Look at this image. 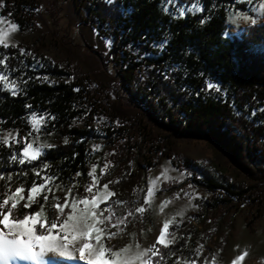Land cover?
<instances>
[{
    "label": "trees",
    "instance_id": "1",
    "mask_svg": "<svg viewBox=\"0 0 264 264\" xmlns=\"http://www.w3.org/2000/svg\"><path fill=\"white\" fill-rule=\"evenodd\" d=\"M86 13L88 22L96 19L99 24L109 27L110 36L114 41V51L123 54L125 67L114 69L118 77L119 87L125 89L132 98L126 104L129 107L139 108L138 123L144 129L157 128L160 132L166 131L162 136L166 145L175 148L177 142L184 138H212L218 145L227 151L235 164L246 176L249 188L262 198L264 194V113L257 112L251 119L253 109L264 107V22L255 26L248 25L238 34L227 36L225 33L229 27L228 13L223 7L218 11L209 13L212 0H202L205 11L195 16L186 14L182 19L173 20L169 15L160 10L161 0H116V4L108 6L104 0H86ZM191 3V0H181V3ZM232 0H217V4H231ZM133 11L122 16L118 6ZM236 9L246 10L245 4H235ZM211 15V19L201 25L199 22L203 16ZM170 36L169 43L164 51L151 47V44L162 39L163 35ZM139 49L142 54L148 53L143 59H138L126 50L128 45ZM20 47L31 51L41 60L44 67L38 72L28 71L27 76L33 77L26 88L27 95L10 97L3 93L4 99L0 100V120L7 123L0 124V130H19V137L26 135L30 130L29 125L23 119L26 112L42 110L55 115L53 121L56 131L68 139L58 141L51 149L45 150L42 161H47L48 175L57 176L58 179L51 184L54 189L56 184L76 185L73 190L83 197L86 195L85 186L90 182L87 173L90 171V150L88 143L98 135L86 127H74L70 125L72 117L71 106L77 92L73 91L74 85L65 80H58L54 84L42 79L36 80L39 75L66 78L70 75L68 69L42 55L37 54L39 44ZM90 49L99 58H102L93 47ZM8 52L18 49H8ZM31 64V57L27 58ZM10 65L15 66L16 61L10 60ZM182 65L180 71L171 73L169 78H164V71L174 65ZM109 71L108 64H102ZM185 71L187 75L185 76ZM205 74L204 77L199 75ZM19 75V73H16ZM205 78H211L218 82L223 89L221 93L212 90V94L201 92ZM135 81L136 89L129 84ZM187 89V91L182 90ZM32 105L31 109H25V104ZM239 112L240 115L236 113ZM125 127H119V133ZM109 156V166L101 176L99 185L107 183L109 188L116 193L108 203L116 213L122 217L127 211H133L126 224L120 225V229H130L143 219L149 220L148 205L144 204L148 189V172L153 166L150 161L145 162L142 147L139 141L132 135L117 137ZM82 141V142H81ZM22 146V145H21ZM15 147V145H14ZM6 156L7 149H0ZM41 161L33 165L3 169L6 173H13L12 189L23 185L28 189L33 180L39 182L30 170L38 167ZM27 171V176L23 172ZM77 173L82 175L77 176ZM41 175H44L42 172ZM201 185L209 188H224L231 195L241 197L246 188L243 184L226 181L212 180L200 181ZM5 181H0V194L4 191ZM173 185L164 183L162 190H170ZM27 195V192H25ZM53 198V191L49 194ZM40 203L33 205L31 211L39 209L44 203L43 196L37 198ZM124 201L123 205H116L114 201ZM49 202V201H48ZM200 211L189 213L176 221L178 227L170 228L176 237L169 249L161 247L165 255L166 264H174L177 257L184 261L196 259L194 246L199 239L200 230L196 225L198 217L206 211V205L200 204ZM23 202L18 206L16 214L23 216L27 210L23 208ZM102 204L101 208L106 207ZM144 206L146 211L142 214L135 213V208ZM47 217L54 218L57 213L47 207ZM66 212L68 209L65 210ZM107 215V213H105ZM115 222V220L113 221ZM111 226L110 224H107ZM175 251V257H169L168 253ZM159 259L154 258L155 260ZM162 261L161 264H165Z\"/></svg>",
    "mask_w": 264,
    "mask_h": 264
},
{
    "label": "rangeland",
    "instance_id": "2",
    "mask_svg": "<svg viewBox=\"0 0 264 264\" xmlns=\"http://www.w3.org/2000/svg\"><path fill=\"white\" fill-rule=\"evenodd\" d=\"M3 3L5 7L0 10V15L21 26L20 31L11 39L25 47L39 44L40 49L37 50V54L70 72L66 78L47 76L48 81L65 80L73 84L74 89H80L72 103V117L69 122L71 126L86 127L98 135L91 138L88 143L90 170L96 165V176L100 179L106 171L101 174V170L105 165L109 166V156L116 138L131 134L140 142L145 162L153 163L148 172V187L150 180L160 177L151 205H148L149 220L143 219L134 227L123 231L106 224L102 225L101 227L107 228L108 231L118 233L111 240L105 238V245L112 247L113 250H119L129 244H132L135 250L137 243L141 249L150 247L155 243L165 219H171L175 215L177 221L189 213L200 211L198 203H208L206 211L195 222L200 230V236L194 246V252L199 245L204 246L202 254L198 259L196 257L197 264H204L206 259L208 264H213V260L215 264H232L235 257L242 255L244 251H247L248 255L241 264H264V194L262 198L261 196L257 198V194L249 188L246 176L232 157L212 138H184L172 148L162 140V136L167 134L166 131L160 132L157 128L151 127L144 129L139 125L140 110L127 106L126 102L132 96L119 87L118 77L114 72V69H123L127 62L123 61L122 52L114 51V43L109 55H104L105 48L102 41L98 37L94 38L88 28L98 29L100 36H110L109 27L99 24L96 19L88 22L86 13L88 2L86 0H3ZM71 3L75 4L82 15L81 20L72 11ZM37 8H41L39 13L33 11ZM244 11L247 15H253L247 9ZM8 13H11V16H8ZM262 22L264 19L259 20L257 24ZM248 25H251L250 21L229 19L227 36L240 33ZM96 45H99V48ZM90 47L101 53L102 58H99ZM136 49L138 48L133 47V51ZM126 50L129 51L128 46ZM104 62L108 64L109 71L103 68ZM129 85L134 89L137 87L135 81H131ZM74 104L76 108H73ZM100 117L107 119L100 122ZM117 120L120 121L119 126L115 124ZM119 127H125V130L119 133L117 131ZM11 130L15 135L16 129ZM3 132L0 131V135H3ZM35 135L36 133H33V136ZM24 136L18 138L22 139ZM39 136V142L51 145L65 140V137L56 131L53 120H49L46 126L41 128ZM96 145L100 147L93 151ZM165 168L169 170L168 176L171 179L161 176ZM181 173H185L182 178ZM189 173L191 175H188ZM207 177L222 182L229 180L232 183L243 184L247 190L244 195L238 197L231 195L224 188H209L201 185L200 181H207ZM164 183L173 186L170 190H162ZM103 185L98 187L102 189ZM49 186L51 187V184ZM69 187L71 186L63 185L59 189L52 188L53 197H59V202L63 203ZM109 190L112 191L110 188ZM73 195L82 198L74 190ZM194 196L196 198H193ZM164 201L169 203L161 213L159 207ZM56 202L54 198L50 200L49 197V202L45 205L46 215L47 207ZM180 212H183L182 216L177 215ZM51 264H75V262L53 259Z\"/></svg>",
    "mask_w": 264,
    "mask_h": 264
},
{
    "label": "snow or ice",
    "instance_id": "3",
    "mask_svg": "<svg viewBox=\"0 0 264 264\" xmlns=\"http://www.w3.org/2000/svg\"><path fill=\"white\" fill-rule=\"evenodd\" d=\"M104 3L108 6L116 4V0H104ZM243 3L247 5V11L253 15L245 14L244 10L236 9L235 4ZM5 7L3 0H0V10ZM160 10L169 15L173 20L182 19L186 14L195 16L198 13L205 11L202 0H191V3H181V0H161L159 5ZM219 7H223L228 13L229 19L246 20L250 21L252 26H255L259 20L264 19V0H232L231 4H217V0H212L209 8V13L212 11H218ZM118 10L122 16L129 15L133 9H125L123 5L118 6ZM36 13L41 11V8L34 9ZM11 16V13H8ZM212 17L211 15L203 16L200 20V24L203 25ZM40 27V25H37ZM107 27V26H106ZM21 26L18 23H14L6 17L0 15V100L4 99L3 93L7 92L10 97H17L20 95H27L26 88L21 87V84L27 85L29 80L33 77L27 76L28 71L38 72L44 65L39 58H37L31 51L26 50L19 46L18 42H15L11 37L20 31ZM93 37H99L102 41L105 52L104 55H109L111 48L113 47V38L111 36H100L99 30L93 28ZM227 35V33H225ZM170 36L168 34L163 35L162 39L158 42L151 44V47L164 51L169 43ZM99 48V45H96ZM18 49L16 51L8 52V49ZM128 50L136 55L138 58L143 59L148 56L147 52L141 54L139 49L133 51V46L128 45ZM31 57V64L27 63V58ZM10 60L16 61V65H10ZM182 65H174L169 69H166L163 73L164 78L167 80L171 73L180 71ZM19 73V75H16ZM187 72L185 71V76ZM199 75L204 77L205 74L200 72ZM36 80L48 81V77L37 75L34 77ZM54 84V81H50ZM187 91V89H182ZM212 90L216 93H221L223 89L220 84L211 78H205L204 85L200 89V92L196 95H200L201 92L212 94ZM75 92H79L80 89H73ZM32 105L25 104V109H31ZM76 108V105H73ZM257 112L264 113V107L253 109L251 116L246 117L251 119ZM87 113H85L86 115ZM240 115L239 112L236 113ZM56 116L49 112H38L33 110L26 112L23 119L31 130L22 139L19 137V130H16L15 135L12 130H7L0 135V149H7L8 154L5 156L0 151V181H5L4 191L0 194V264H51L53 259H63L67 262H75V264H153L154 258L155 264H161L165 261V255L161 252V247L169 249L174 243H176V237L174 232L170 231V228L176 224V216H172L171 219H165L162 227L159 230V235L150 247L141 249V246L137 243L135 250L133 245L129 244L119 250H113L112 247H107L104 243L105 238L111 240L117 236V232H110L107 228L101 227L102 225L110 224L112 228H119L120 225L126 224L129 217L134 215L133 211L129 210L122 216H116V213L111 203L108 201L116 195L115 192L109 190V185L105 183L103 188H99L100 180L96 176L97 166L93 165L91 170L87 173L91 178V183L85 187V193L82 198L73 195V188L76 187L73 184L68 188L67 194L63 198V203L59 202V197H53L57 202L50 207L55 210L57 215L49 219L45 214V205L48 204L49 195L53 189L49 185L58 179L57 176L48 175L47 171L49 164L47 161H42L41 158L45 156V150L51 149L54 145L48 143H41L40 130L45 127L49 120H56ZM106 117H100V122L106 121ZM7 123L6 120H0V124ZM75 123V120H73ZM264 123V121H261ZM117 126L120 125V121H116ZM2 131V130H0ZM33 133H36L33 136ZM31 137V139H29ZM82 142V141H81ZM64 143H68V139L65 138ZM15 145V147H14ZM22 145V146H21ZM99 145L94 146L93 151L99 149ZM41 161L38 167H33L30 170L33 172L34 177L39 178L33 180V183L28 189H25L23 185L12 189L11 182L13 180V173L11 171L5 172L3 169H11L14 167H23L27 165H33L34 162ZM171 163V162H169ZM101 170V174L106 170ZM175 171V169H172ZM168 169L165 168L161 176L165 179H171L168 176ZM44 175H41V173ZM77 176L82 173H77ZM185 173H181V178ZM188 175H191L190 173ZM23 176H27V171L23 172ZM153 179L149 181V187L146 192L144 200L145 205H151L152 198L157 190L158 180ZM57 189L60 188L59 184H56ZM189 187H192L189 185ZM95 190V191H94ZM27 192V195H25ZM43 196L44 203L40 205L36 211H31L33 205L39 204L37 199L39 196ZM179 195V194H177ZM198 196V194H196ZM193 198H196L194 196ZM23 202V208L27 210L23 216H18L16 210L18 206ZM116 205H123L124 201H114ZM168 201H164L159 211L162 213ZM102 204H106V207L101 208ZM82 206V207H81ZM66 209H69L67 212ZM146 208L144 206L136 207L135 213H144ZM107 213V215H105ZM177 215H183V212L177 213ZM115 220V222H113ZM123 231V229H120ZM161 246V247H158ZM203 245L195 250L197 259L202 254ZM50 254H52L50 256ZM248 252L244 251L242 255L235 257L232 264H241L247 257ZM169 257H175L176 252L170 251ZM166 264V261H165ZM174 264H181V258L177 257ZM184 264H197V260L184 261ZM204 264H208L207 259ZM215 264V260H213Z\"/></svg>",
    "mask_w": 264,
    "mask_h": 264
},
{
    "label": "bare ground",
    "instance_id": "4",
    "mask_svg": "<svg viewBox=\"0 0 264 264\" xmlns=\"http://www.w3.org/2000/svg\"><path fill=\"white\" fill-rule=\"evenodd\" d=\"M71 8H72V11L77 15V17L79 18V20L82 19V15L80 14V12L78 11V9L76 8L75 4L74 3H71ZM91 32L93 30L92 27H89L88 28ZM93 33V32H92ZM99 38V37H98Z\"/></svg>",
    "mask_w": 264,
    "mask_h": 264
}]
</instances>
